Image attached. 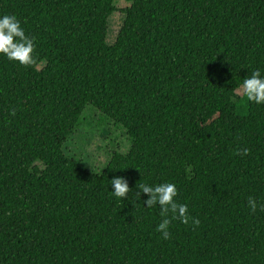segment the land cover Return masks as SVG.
I'll return each mask as SVG.
<instances>
[{"label": "trees", "instance_id": "1", "mask_svg": "<svg viewBox=\"0 0 264 264\" xmlns=\"http://www.w3.org/2000/svg\"><path fill=\"white\" fill-rule=\"evenodd\" d=\"M124 1L109 44L117 0H0L38 60L0 54V264H264V104L234 92L264 76V0ZM88 107L130 141L101 172L63 152ZM138 183L200 225L163 239Z\"/></svg>", "mask_w": 264, "mask_h": 264}, {"label": "clouds", "instance_id": "2", "mask_svg": "<svg viewBox=\"0 0 264 264\" xmlns=\"http://www.w3.org/2000/svg\"><path fill=\"white\" fill-rule=\"evenodd\" d=\"M0 54L25 67H34L38 63L35 55V38L26 35L20 21L14 15L0 17ZM234 92L246 97L247 102L258 105L264 104V76L259 70L253 71L243 80L240 87L234 89ZM242 151L244 155L249 153L248 149ZM111 185L113 188L112 195L116 198L127 199L128 194L132 191L128 180L123 177L113 178ZM137 188L140 190L137 192L138 196L143 193L149 197L143 202L148 208L159 205L160 215L164 219L158 224L156 230L162 234L163 239L169 240L171 238L169 228L173 220L178 219L185 225L191 222L194 228L200 225L199 219H194L189 215L188 206L177 202L176 197L179 193L175 184L161 183L156 186H149L145 183H138ZM248 206L255 212L257 204L254 198H248ZM261 210H264V206Z\"/></svg>", "mask_w": 264, "mask_h": 264}, {"label": "rangeland", "instance_id": "3", "mask_svg": "<svg viewBox=\"0 0 264 264\" xmlns=\"http://www.w3.org/2000/svg\"><path fill=\"white\" fill-rule=\"evenodd\" d=\"M116 6L118 11L110 18V33L107 38L109 44L114 43L123 25L125 15L121 10L129 7L130 3L117 0ZM236 111L239 114L246 113L245 101L237 105ZM129 145L130 141L123 127L115 124L98 109L88 107L66 141L63 152L68 158L81 160L92 172H101L115 152L125 154Z\"/></svg>", "mask_w": 264, "mask_h": 264}]
</instances>
